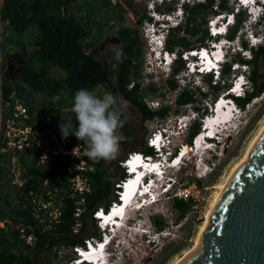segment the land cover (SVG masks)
Listing matches in <instances>:
<instances>
[{
    "label": "trees",
    "instance_id": "trees-1",
    "mask_svg": "<svg viewBox=\"0 0 264 264\" xmlns=\"http://www.w3.org/2000/svg\"><path fill=\"white\" fill-rule=\"evenodd\" d=\"M169 5L171 4L165 2L161 6L158 5L157 10L170 12L174 7ZM112 6L111 0H3L1 12L5 31H9L11 35L19 36L30 26L34 27L36 31L34 38L35 54L30 55L25 50H21L20 53L25 56V59L13 80L6 76L8 72L5 68L6 58L2 60L4 100L9 101L10 95L14 93L28 108L30 115L28 124L35 126L40 135L42 134L41 136L51 134L54 127L59 124L57 118L51 115L55 112L59 113L67 105L72 106L73 97L76 91L81 88H87L95 92L97 87L104 86L111 94H113L112 86L115 88L117 105L122 111L123 127L119 132L124 137L123 142L130 136V129L128 118L119 105L118 93H121L137 108L142 123L154 118L163 121L169 116L171 108L167 104L163 103L158 108L152 109L144 101L143 96L147 94L142 93L139 81L143 58V42L137 26L123 24L124 9L120 3L113 6L114 9H117L118 28L116 34L120 44L118 50H114L107 55L111 58V65H114L115 69H112L111 66L107 68L99 52L92 51L102 40V31L108 26L109 21L115 18L113 11L108 16L102 17L103 10H108ZM184 7L186 12L184 24L173 28L167 35L166 47L169 50L192 47L187 42L186 36L180 34L181 31L184 35H199L196 42L200 45H206L205 40L209 37V33L207 28H203V25L207 23L208 15L232 11L229 0H203L192 5L186 4ZM66 11H70V16L66 14ZM244 15V11L235 15V24L228 30L227 37L229 39H233L237 34ZM148 18L150 19L146 14L139 17L137 20L138 25ZM7 39L12 40V37ZM243 44L246 47V43L243 42ZM117 52H122L120 59H117ZM232 61H238V58L235 56ZM259 61H264V44L253 50V60L250 61L253 66L250 76L253 88L248 91L245 97L236 98L237 104L241 108L251 99L259 97L264 91V86L263 88L259 87ZM184 65L185 61L178 58L174 62L172 76L180 73L184 69ZM54 70L62 71L65 74L61 77L53 76L52 72ZM221 73V81L225 85L224 79L232 73L231 64L226 63ZM262 76L264 83V71ZM203 80L210 89L212 97L207 92L201 91L199 87L197 90H192L189 86H186L176 96L177 111L180 107L192 105L199 113L200 110L197 105L200 101L206 98V101L211 100L213 96L216 97L219 93L225 91V86L221 85L220 80L218 82L214 81L211 73L204 75ZM176 81L174 77L167 79L170 90H177L178 84ZM152 86L149 85V90L154 92L156 89ZM37 96H42L49 104L44 113L48 115H45V117L50 118L49 121H45V117L37 121L33 116L34 113L38 112ZM67 101H71V103L67 104ZM202 110L206 111L207 108L204 106ZM199 131L200 122L194 120L187 128L185 143L191 145L193 137ZM69 136L75 137L74 135ZM142 152L154 155L153 149L147 144ZM12 157L17 158L23 167V172L20 183L15 184L17 190L15 203L7 202V208L2 207L0 204V222H4V226H0V264H37L36 255L40 252H47L48 245L53 239L50 236L51 232L41 233L36 228L38 238L34 247L30 248L20 245L17 226L36 225L37 220L34 219L31 213V202L28 195L31 191L40 193L47 188L64 186L66 184L65 166L67 158L49 155L47 161L40 164L38 163L36 148L15 152L3 151L0 142V188L10 181L6 179V176L8 173L7 166L10 164ZM118 168L120 169L118 162L114 167L103 160L94 162L95 170L90 174L94 190L87 197L88 208L103 206L104 210L107 211L111 206V202L117 201L116 195L113 193L114 183L112 178L116 176L119 181L126 177V173L121 169L119 172ZM192 203L193 199L191 198L188 200L175 199L174 205L180 210V218L189 212ZM72 208V200L67 199L61 221L56 227V232L62 233L63 237H67L71 232L73 223ZM87 218H90L91 226L90 231L86 233ZM83 219L84 227L80 237L97 235V226L91 214L85 212ZM154 221L159 229L164 227L158 218H155ZM71 241L77 242L79 238H72ZM49 254V252L45 253L42 258L48 259Z\"/></svg>",
    "mask_w": 264,
    "mask_h": 264
},
{
    "label": "rangeland",
    "instance_id": "rangeland-1",
    "mask_svg": "<svg viewBox=\"0 0 264 264\" xmlns=\"http://www.w3.org/2000/svg\"><path fill=\"white\" fill-rule=\"evenodd\" d=\"M82 1V0H81ZM180 0H159L158 4L161 6L165 2L171 4L169 6L174 7L170 12H161L157 10L155 7L156 0H111L112 5L114 6L116 3H120L123 6L124 12V21L123 24L126 26H137V29L140 33L143 42V58H142V66H141V77L139 78L140 87L144 95V101L147 105L150 106L152 109L158 108L161 104H167L171 108V112L165 120L160 121L158 118L146 120L145 122L141 123V115L136 107H134L126 98L121 94H117L118 102L121 108L123 109L124 115L128 118L129 122V129H130V136L125 140V142H121L120 144V151L115 159L106 161L107 164L114 167L118 160L122 159L126 153L137 150L142 151L146 144L147 139L151 136L153 132L159 127H162L166 124L168 127L171 125L174 126L177 121L187 119L188 116V109L189 107H193L192 105L183 106L179 108L177 111V105L175 103L176 96L179 94L181 89L186 86H189L192 90H197L199 87L201 91L207 92L209 96L212 95L210 89L207 87L205 81L203 80L202 76H198L197 79L191 74L188 73L187 67L184 65V69L180 71L177 75H173V67L169 73H166L165 70L162 72L159 70L158 60L154 59V49H152V43L150 42V21L145 19L142 24L138 25L137 20L142 15L146 14L149 17H158L159 19L164 18L165 20H172L171 13L173 11H177L179 8L183 10L186 4L192 5V1L187 3L188 0H183L178 6L176 2ZM231 0H229V3ZM196 3V2H195ZM109 7L108 10H103L102 17H106L112 11L115 13L113 19H111L108 23V26L102 31V40L92 49L93 52H99L100 57L102 58L105 66L109 68L110 66L112 69H115L114 65H111V58L107 55L108 53L118 50L120 41L117 37L116 30H117V9L114 7ZM148 11L151 13L148 15ZM222 12H218L221 14ZM66 14L70 16V11H66ZM214 14V13H213ZM212 14L208 15L207 19ZM235 19V16H234ZM185 19L182 20L180 24L174 25L170 30L173 28H177L183 25ZM235 22V21H234ZM167 26L165 25L164 28ZM203 28H207V23L203 25ZM208 30V29H207ZM170 32V31H169ZM156 34V32H154ZM169 34V33H168ZM182 36H186L187 42L191 44L192 47L189 49H176L170 50V52L176 53L180 58L185 61L186 58L193 54H199L197 52L192 51L195 47L200 48L204 45H200V43L196 42V38L199 36L193 35H184L181 31L180 33ZM157 35V34H156ZM36 36L35 28L30 26L28 27L22 35H11L9 31L5 32L3 36V57L2 59L6 58L7 62L5 63V68L8 71L6 76L13 80L20 68L22 63L24 62L25 56L22 55L20 52L21 50H25L28 54L32 55L35 54V46H34V38ZM5 37H12V40L7 39ZM157 37V36H156ZM167 38V36H166ZM166 38L164 37L163 43L161 47H165ZM207 41V38L205 42ZM210 44H207L204 49L208 50ZM160 47V44L158 45ZM156 50V49H155ZM166 49L164 48L163 51ZM6 53H9L8 55ZM181 53V54H180ZM162 53H160L161 56ZM185 58V59H184ZM186 63V61H185ZM158 65V66H157ZM191 66V65H190ZM154 67V68H153ZM210 67V66H206ZM216 69V64L214 63L213 69ZM192 68V67H191ZM212 69V68H211ZM156 70V71H155ZM167 70V69H166ZM262 67L259 65V87L263 88V76H262ZM200 71H203L202 68ZM215 71V70H214ZM165 72V73H164ZM208 72H199L198 75H204ZM213 73V72H212ZM65 73L59 70H54L52 72L53 76L61 77ZM174 77L177 80L178 88L176 91H172L169 89L167 84V79ZM214 81H221L215 75V72L212 76ZM231 74L226 76L224 79V83L221 81V85L230 86L231 82ZM195 80V81H194ZM114 84V83H113ZM149 85H153L152 87L156 90L154 92L149 90ZM253 88V87H252ZM250 89V91L252 90ZM95 93L98 96H103L105 93L109 92L104 86H99L96 88ZM219 93L217 96H219ZM216 96V97H217ZM65 97V96H64ZM212 97V96H211ZM238 97V96H237ZM241 97V93L240 96ZM211 100H202L198 103L199 113L196 114V119L199 120L201 115L208 112L207 104L211 103ZM37 110L38 112L34 113L33 116L36 120H40L41 118L44 119L45 110L48 109V102L42 97L37 96ZM152 102V103H151ZM71 101H67V104H70ZM204 106L207 108L206 111H203ZM72 106H65L61 109L59 113L55 112L52 114V117L57 118L59 124L54 127L55 130L60 131V125L62 123H66L68 121V117L72 116L71 113ZM194 108V107H193ZM195 110V109H194ZM242 112H240L239 122L237 123L238 127L237 130L230 133V130L227 129V134L221 139L220 143H216V150L214 151L215 157H211L213 161L210 171H208L205 175L203 172H198L201 174V177H197V171L195 169V162L192 152H188L187 154V161L183 158V162L185 164L181 165L180 170L173 171L168 167L167 172L175 175V178L179 181V187H191L192 186V197L193 203L189 210V212L182 218L179 217L180 210L174 205V201L176 198L174 197H162V200L157 201L155 203L144 207V211L142 208H136L138 211V219L139 225L135 224L134 222L132 227L130 224L128 227H123L119 229V235H121V260H124V263L128 264H175V262L181 258H183L186 253L193 249L196 243V237L200 231V228L205 220V214L208 211L216 193L218 192V187L227 179L233 167L244 157L248 146L250 145L251 141L257 135L259 130L264 125V91L261 95L257 98L251 99L248 103L241 108ZM196 111V110H195ZM48 116V115H47ZM180 117V118H179ZM46 118V117H45ZM165 121V122H164ZM194 121V120H193ZM192 121V122H193ZM72 122L75 123L74 117L72 118ZM164 122V123H163ZM191 122V123H192ZM184 128L180 131V128L177 127L179 130L175 131L172 136H174V140L171 141L174 149L183 148L184 145L189 147V144L185 143L186 140V131L189 127V124H186L183 121ZM42 132V131H41ZM229 132V133H228ZM120 134V132H119ZM42 135V134H41ZM194 138V137H193ZM193 140V139H192ZM190 149V148H189ZM207 152V151H206ZM212 152V151H210ZM172 153H174L172 151ZM205 156V155H204ZM202 156V157H204ZM194 162V163H193ZM202 170V166L199 165ZM118 171L121 170L118 168ZM7 176L6 179L10 180L8 183H5L2 188H0V204L2 207H6L8 203H15L16 201V188L15 184H19L21 181V175L23 172V167L18 162L16 157H12L10 164L7 166ZM118 177L114 176L112 178V182L115 184L118 180ZM163 183L162 179L160 181ZM160 199V198H159ZM184 199V200H188ZM155 218H159L161 220L164 227L159 229L158 226L155 224V229L160 230L159 233H154L152 230L144 229V216L150 212ZM147 212V213H146ZM139 214H142L143 218ZM152 215L150 217H153ZM137 219V220H138ZM141 220V221H140ZM7 222V220H5ZM143 221V222H142ZM9 222V221H8ZM142 222V224H141ZM147 223L154 224L155 221L148 220ZM2 223H0L1 226ZM140 229L138 228V226ZM144 227H143V226ZM86 226L87 230L86 233L90 231L91 220L90 218L86 219ZM142 226V227H141ZM147 227V226H146ZM145 227V228H146ZM131 229V230H130ZM142 229L144 231H142ZM124 230L123 232H121ZM141 232L148 233L147 236L144 235L142 240L140 237H135L134 234H140ZM84 232V234H85ZM125 232H131L132 238L135 239L134 243L131 240H127V236ZM136 232V233H135ZM149 235V236H148ZM156 236L155 238L153 236ZM125 237V238H124ZM147 237V238H146ZM149 237V238H148ZM154 241L153 244L150 245V242L146 243L145 239L148 241L150 239ZM157 238V239H156ZM155 239V240H154ZM138 240V241H137ZM132 243V244H131ZM127 244V245H126ZM127 246V247H126ZM130 246V247H129ZM136 247V248H135ZM41 254V253H40ZM40 254H38V264H42L40 262ZM42 255V254H41ZM44 256V255H42Z\"/></svg>",
    "mask_w": 264,
    "mask_h": 264
},
{
    "label": "built area",
    "instance_id": "built-area-1",
    "mask_svg": "<svg viewBox=\"0 0 264 264\" xmlns=\"http://www.w3.org/2000/svg\"><path fill=\"white\" fill-rule=\"evenodd\" d=\"M254 0H231L229 3L232 11L222 12V14L214 13L207 19V29L209 36L212 38L209 46V59L216 62L221 57L231 63V82L230 91L237 93V85L239 88H246L248 91L252 88L250 79L252 72L253 50L258 48V45L264 44V29L259 25H255L257 18L249 12H244V19L241 27L233 39L227 37L229 28L226 24L235 19L231 12L237 14L243 11V8L249 9ZM3 0H0V142L3 151H22L24 149L36 148L38 152V163L44 164L49 155L67 158L65 166L66 184L62 187L54 186L44 189L40 193L30 192L31 213L37 223L35 226L31 224L17 226L18 240L21 246L34 247L37 241L36 228L45 233L51 232L52 241L48 245L47 252L50 253L48 259H43L44 252H40V262L42 264H76L84 255L91 254L99 243L94 237L81 236L80 233L84 227L83 215L89 212L95 223L100 227H104L106 221L103 214L104 207L87 206V197L90 195L94 186L90 174L94 172V161L90 160L86 153V145L78 141L76 137L63 138L61 131L53 130L48 136H41L35 126L28 124L30 118L28 108L20 101L14 93L10 95V100H4L3 84H4V69L2 68L3 53V36L5 35L4 19L1 12ZM263 9L262 7H260ZM217 10V9H216ZM226 27V28H225ZM226 31V35H222ZM243 42L246 43V47ZM194 52L203 56L206 54L204 48L195 47ZM237 57L238 61L233 62L232 58ZM259 65L264 71V61H259ZM206 65H203L204 68ZM212 68V67H210ZM152 103V102H151ZM149 106V105H148ZM150 107V106H149ZM50 118L46 117L45 121ZM183 121H178L180 131L183 128ZM158 132H153L147 139V146L153 147L158 141ZM136 158L143 164H150V158L146 157L141 151H130L118 160L120 169L126 173V177L117 181L114 184L113 193L116 195L117 202L120 201L124 192V185L129 180L131 173V162ZM191 187H179L176 193L178 199H187L192 197ZM72 200L73 223L71 232L67 237H63L62 233L56 232V227L61 221L62 213L65 208L66 200ZM117 205L116 202H111L112 209ZM1 227L4 222H0ZM79 238V241L72 242L71 239ZM105 238V237H104ZM39 256L36 255L38 262Z\"/></svg>",
    "mask_w": 264,
    "mask_h": 264
},
{
    "label": "clouds",
    "instance_id": "clouds-1",
    "mask_svg": "<svg viewBox=\"0 0 264 264\" xmlns=\"http://www.w3.org/2000/svg\"><path fill=\"white\" fill-rule=\"evenodd\" d=\"M156 1L157 2L155 3V7L157 8V6L159 5L158 4L159 0H156ZM182 1L183 0L176 2L177 6ZM190 1H192V3H195V2H200L203 0H188L187 3H189ZM260 7H262L263 9H261ZM242 10L244 12L250 11V14H252V16H255L257 18V22L255 25L261 24V22L264 21V0H254L252 1L251 7L249 9L243 8ZM150 13L151 12L148 11V15ZM229 14H232L234 17L237 13L231 12ZM171 17H172V20H165L164 18L159 19L158 17H154V18L150 17V19L149 18L147 19V20H151L150 21L151 30L149 34H154V32H156L158 45L160 44V47H158V45H152V49H154L153 57L155 60H158L161 57L165 58L166 65L165 66L157 65V66L161 72L164 69L165 70L167 69L166 73H169V70L171 71L174 65V62L178 58H180V56H178L174 52H170V50L166 47V44H165V47L162 48L161 44L164 42L163 41L164 37L166 38L170 29L174 25L180 24L183 19L186 20L185 8H183V10L179 8L177 11H173L171 13ZM232 19L226 24L227 28H230L231 26L235 24V22H233ZM165 25L167 26L166 28H164ZM222 35H226V31L223 32ZM150 39H152V37H150ZM211 40L212 38L209 36L205 44H210L211 42L209 41ZM205 46L206 45L202 47H205ZM164 48L166 49L165 51H163ZM160 53H162L161 56H160ZM121 56H122V52H117V59H120ZM226 63H228V61L224 59L223 57H221L220 60L218 61V64H216L215 75L217 76V78L220 79V76L222 74L221 73L222 68ZM206 74L207 73H205L204 75ZM211 74L213 76V73ZM204 75H198V74L192 75L191 74V77L193 76L194 78L197 79L198 76L203 77ZM227 88H229V86H227ZM231 98L235 101L239 112H242L241 107L237 104V101H236L237 97L234 95H231ZM71 113H72V116L70 118L68 117V121L60 125V131H61L62 137L67 138L69 135H74L78 141H81L82 144L86 145L85 154L90 160L94 162H100L101 160L109 161V160L115 159L120 151V144L122 140L124 139L123 135L119 134V130L123 127V121L121 119L122 111L117 105L116 97L111 93H105L103 96H98L94 91H90L87 88L78 89L73 97ZM196 114H197V111H195L193 107H189L188 114H187L188 118L184 119L185 123L190 125L191 122L196 119ZM73 117L75 120V124L72 122ZM177 127H178V121L175 124V128L174 126L172 127L171 125L168 127L166 124L158 128L159 130L158 140L162 141L165 145L164 148L162 147L163 159H169L168 154L171 153L172 151L177 153L178 149L177 148L174 149L173 145L171 144V141L174 140V136L172 135L174 134L175 131L179 130ZM151 148L153 149V147ZM214 154L216 153L207 151L204 153L205 156L202 157V163H203V168H205V174L208 171H210L211 165L213 163V161L211 160V157H215ZM154 155H150V156L154 157ZM179 155L181 156V154ZM186 156L184 159L187 161ZM162 171H164V175H163L164 176V186L154 189L153 190L154 194L156 195L159 201L162 200L163 196L164 197L170 196V197L177 198L176 193L179 188L178 179L175 178L174 174H171L165 171V169H163ZM160 181H161V178H160ZM151 215L152 213L150 212L144 216L145 224H146L147 218ZM122 217H124L125 220H127L129 224L132 226L133 221L138 218V212L133 208L127 209L125 210V214H123ZM146 230L148 231L152 230L154 233L160 232V230L155 229V223L148 226ZM125 233H126V236L128 237L127 240H131L134 242V239L131 236V232H128V233L125 232ZM145 234L147 236L148 233L140 232V234H135V237H140V239L142 240ZM121 235L118 238L117 250H112L108 254H103V253L97 254V255H101L99 262L95 260L92 263V261L88 259V257H90L91 255L95 256L93 253H91V254H86L83 257L79 258L80 260L76 264H81L82 261H84L85 259L89 260L91 264H128L127 262L124 263L125 262L124 260H121L118 258V254H119L118 250H121L123 247V245L120 244ZM144 241H146V243L150 242V244L154 242L151 240V237L150 239H148V241L146 239ZM104 245H108L107 240H105Z\"/></svg>",
    "mask_w": 264,
    "mask_h": 264
},
{
    "label": "water",
    "instance_id": "water-1",
    "mask_svg": "<svg viewBox=\"0 0 264 264\" xmlns=\"http://www.w3.org/2000/svg\"><path fill=\"white\" fill-rule=\"evenodd\" d=\"M178 264H264V129L221 193L200 245Z\"/></svg>",
    "mask_w": 264,
    "mask_h": 264
},
{
    "label": "bare ground",
    "instance_id": "bare-ground-1",
    "mask_svg": "<svg viewBox=\"0 0 264 264\" xmlns=\"http://www.w3.org/2000/svg\"><path fill=\"white\" fill-rule=\"evenodd\" d=\"M258 25L260 27H262V31H263V29H264V21L261 22V24H258ZM259 46H262V45L259 44L258 47ZM214 63H215L214 60L210 59V60H208L206 62V65L212 67V69H213ZM216 64H218V63L216 62ZM210 67H208L207 70H209V69L211 70ZM165 72H166V70H165ZM237 90H239V91L236 93V97L237 96L239 97L240 96V93H241V97H245L246 94L248 93V90L246 88L241 89L239 87H236V91ZM237 116H238V114L236 115V117ZM239 116H240V113H239ZM233 120H234V116H233L232 121ZM263 129H264V125L259 130V132L254 137V139L251 141L250 145L247 148V151H246L244 157L233 167V169L231 170V173L229 174V176L227 177V179L218 187V192L216 193V195H215V197H214V199H213V201H212V203H211L208 211L205 214V220H204V222H203V224H202V226L200 228V231L198 233V236L196 237L195 246H194L193 249H190L186 253V255H188L190 252H192L195 248H197L200 245V242H201V234H202L203 230L205 229V227L209 223L211 213L213 212V210H214V208H215V206H216V204H217V202L219 200V197H220L221 193L223 192L224 188L226 187L227 183L229 182L230 178L232 177V175L234 174V172L236 171V169L248 158L250 150L255 145V143L258 141V139L260 137V134L263 131ZM154 133L156 134V132H154ZM155 143L157 144V140L155 141ZM196 143L197 144L201 143V140L200 139L197 140ZM161 144H162V147L164 148V146H165L164 143L162 142ZM188 152H190L189 147L186 146V145H184V147H183V153L188 154ZM168 155H169V161H168L166 167H162V168L160 166L161 163L160 162L156 163L155 162L156 160L151 159L148 154H145V156L148 157V158H150L152 160L150 162V164H148V165L143 164L141 161H139L138 158H136L133 162L130 163L131 164V173H132V175L129 177V180L127 181V183L124 185V192L122 194V197H121L120 201H118V202L117 201H114V202L117 203V205L113 209L110 206L107 211L103 210V214L106 216V217H104V219L106 221V224H105V226L103 228L96 224V226H97V233L98 234L97 235H92V237L96 238V241H98L99 246L95 250L92 251V253L95 256L91 255L90 257H88V259L90 261H92V263L95 260L97 262L100 261L101 255H97V254H102V253L103 254H108L112 250H117V248H118V238L120 237V235H119L120 233L118 231H119L120 228L123 229V227H125V226L128 227V225H129V222L127 220H125L124 217H122V215L125 214V210L132 209V208L136 210V208L139 207V204H138V200L139 199H144V202L142 204V210L144 209V207H146V206H148L150 204L152 206V204L157 201L156 195L154 194V191L153 190L156 189V188H158V187L164 186V176H163L162 170L165 169V171H167V169H169L168 167H170V169H172L173 171H178V170H180L181 165L182 164H185L183 162V157L181 158L180 155L176 154L175 152L174 153L171 152ZM152 162H155V163L152 164ZM143 169H145V170L142 172ZM135 173H137V174H144L145 176L152 178L151 179V182L149 184H146L144 186V184H143V181L144 180L139 181V178L138 177H134V174ZM159 174H161L162 177L156 178L155 176H159ZM160 178L162 179L163 183L160 182ZM128 207H132V208H128ZM138 211L139 210H137V212ZM139 215L141 216V218H143L142 214H139ZM152 216H153V214H152ZM155 217L156 216H153V217H150L149 216L147 218L146 224L144 225L145 227L146 226L147 227L145 228L142 225L144 227V229H147L148 226L151 225V223L150 224L147 223L148 220H151L152 221V219H153V221H154ZM137 219L134 220L133 223L136 222L135 224H138L139 225L140 224L139 223V219L138 220ZM142 222H141V224H142ZM134 227H136V226H134ZM138 228L140 229L139 226H138ZM123 231L124 230H122L121 232H123ZM142 231H144V230L142 229ZM140 232H141V230H140ZM88 237H91V236H88ZM153 237L155 238L156 236H153ZM105 240L108 241V245H104ZM120 244H121V240H120ZM151 244H153V243H151ZM118 251H119L118 258L120 259V257H121V251L122 250H118ZM183 258L177 260L175 262V264H178ZM89 260H86L85 259L84 261L89 262ZM82 263H84V262L82 261Z\"/></svg>",
    "mask_w": 264,
    "mask_h": 264
},
{
    "label": "flooded vegetation",
    "instance_id": "flooded-vegetation-1",
    "mask_svg": "<svg viewBox=\"0 0 264 264\" xmlns=\"http://www.w3.org/2000/svg\"><path fill=\"white\" fill-rule=\"evenodd\" d=\"M127 100V99H126ZM141 119V118H140ZM141 123H142V121H141ZM38 264V263H37Z\"/></svg>",
    "mask_w": 264,
    "mask_h": 264
},
{
    "label": "snow or ice",
    "instance_id": "snow-or-ice-1",
    "mask_svg": "<svg viewBox=\"0 0 264 264\" xmlns=\"http://www.w3.org/2000/svg\"><path fill=\"white\" fill-rule=\"evenodd\" d=\"M237 87H239V85H237Z\"/></svg>",
    "mask_w": 264,
    "mask_h": 264
},
{
    "label": "crops",
    "instance_id": "crops-1",
    "mask_svg": "<svg viewBox=\"0 0 264 264\" xmlns=\"http://www.w3.org/2000/svg\"><path fill=\"white\" fill-rule=\"evenodd\" d=\"M136 151V150H135ZM142 152V151H141Z\"/></svg>",
    "mask_w": 264,
    "mask_h": 264
}]
</instances>
